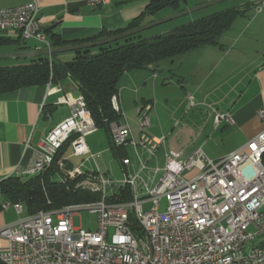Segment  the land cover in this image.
Segmentation results:
<instances>
[{"label":"built area","instance_id":"built-area-1","mask_svg":"<svg viewBox=\"0 0 264 264\" xmlns=\"http://www.w3.org/2000/svg\"><path fill=\"white\" fill-rule=\"evenodd\" d=\"M109 1L88 3L98 6ZM262 4L264 1L256 9ZM2 30L18 31L24 41L36 40L44 49L53 47L36 0L0 8ZM35 31H44V38H35ZM65 103L71 107L70 115L49 131L35 149L33 162L19 176L48 170L73 135V155L91 154L86 136L97 125L86 101L81 96ZM112 105L122 115L118 94L112 97ZM150 109L149 105L137 109L142 129L151 123ZM214 113L216 126L232 122L229 114L216 109ZM258 114L264 119V108ZM110 136L114 146L132 143L150 157L166 142L165 136H144L138 145L129 126L117 122L110 124ZM64 160L69 159L59 164ZM122 163L125 169L131 164L125 157ZM194 167L198 173L186 179L184 173ZM147 170L152 171L141 157L139 171L118 183L100 170L89 172L95 181L88 189L100 194L99 199L40 210L1 227L0 259L5 264H264V250L245 253V244L260 243V234H264V130L220 159H211L197 149L184 161H171L153 187L142 177ZM85 172L74 166L70 177L59 175L58 179L76 178ZM125 189L130 191L128 201L109 200ZM147 204L152 206L147 209ZM14 207L18 214L23 213L22 203H14ZM82 210L97 214V230L74 227L73 216ZM130 214L140 231L129 224Z\"/></svg>","mask_w":264,"mask_h":264},{"label":"crops","instance_id":"crops-1","mask_svg":"<svg viewBox=\"0 0 264 264\" xmlns=\"http://www.w3.org/2000/svg\"><path fill=\"white\" fill-rule=\"evenodd\" d=\"M29 1L31 0H0V8L18 6ZM36 1L40 7L44 31L59 34L64 40L75 42L92 38L101 31L118 32L126 29L151 2L110 0L107 4L93 6L88 0ZM261 1L263 0L247 2L257 4ZM189 7L190 4H186L182 9ZM160 17L162 16L157 13L149 18L155 20ZM179 25L181 24L168 27L157 34L168 33ZM0 36L13 41L3 45H14V51L44 49V45L36 40L26 41V48L19 49L15 40L20 39V32L15 30H2ZM221 44L207 45L180 58L165 61L155 71L139 69L127 72L119 82L118 96L122 113L130 97L135 99L137 104L141 102L142 106L138 104L137 109L149 105V113L155 111V128H152L151 121L148 137L158 139L166 134L165 145L159 146L154 157H150L141 147L139 161L133 165L135 174L140 169V158L146 159L152 171H145L142 177L149 180L152 187L159 181L168 163L184 161L197 149L205 152L204 147L213 136H235L238 143L228 152L231 154L264 130V119L258 114V111L264 108V4L258 10L254 8L247 15L238 17L224 33ZM75 56V52L60 53L57 60L70 61ZM150 87L153 89L152 96ZM81 96L77 83L71 77L45 85L23 87L0 95V185L9 177L19 176L31 165L35 149L43 144L49 131L70 115L71 107L65 100H75ZM210 100L214 109L231 116V123L223 121L216 126L213 111L207 118H187L192 109L209 103ZM176 101H180L183 108L178 114L171 111L170 127H167L162 120V109L168 108ZM117 123L129 126L133 140L146 135L140 129L141 126L131 124V120ZM98 129L86 136L91 154L93 148L100 147L88 140V137ZM107 134L110 144V132L107 131ZM182 138L188 142L178 141ZM131 144L122 148L124 155ZM205 154L207 155L206 152ZM74 157L80 156L73 155L70 146L62 159H69L72 166L83 168L85 161L75 164L71 160ZM161 162L163 166L160 165ZM156 168L158 171L155 173ZM84 171L99 170L86 168ZM0 203V228L22 218L14 203L7 201L1 189ZM10 210H15L20 215L19 218L8 219L6 214ZM27 215L28 213L24 217Z\"/></svg>","mask_w":264,"mask_h":264},{"label":"trees","instance_id":"trees-1","mask_svg":"<svg viewBox=\"0 0 264 264\" xmlns=\"http://www.w3.org/2000/svg\"><path fill=\"white\" fill-rule=\"evenodd\" d=\"M189 0H151L146 10L132 21L128 27L118 32L101 31L92 38L79 42L64 40L59 34H49L53 47L96 41L114 34L154 21L149 17L165 8L173 13L183 10ZM247 2L242 6H233L224 10L181 24L168 33L147 37L144 32L127 37L114 43L76 51L70 61H59L57 55L29 58L26 64L0 66V95L16 91L23 87L45 85L71 77L78 85L86 101L97 128L103 127L110 132V124L119 121L121 114L112 105V97L119 93L121 78L130 71L151 69L155 71L164 61L174 60L207 45L221 46V38L231 28L234 21L247 15L260 5ZM10 38L0 36V45L9 44ZM19 49H25L21 38L15 40ZM73 135L58 151L53 165L40 175L12 176L1 182L0 189L10 203H22L28 214L40 210H53L69 204H80L100 198V194L88 188L77 187L79 178L65 177L61 181L56 175L64 176L59 171L58 161L71 146ZM123 147L112 143L121 159L125 156ZM80 177V176H79ZM118 196V199L115 197ZM130 191L123 190L109 198L110 201H128ZM2 203H0V210ZM129 224L140 231L133 214ZM0 264H5L0 259Z\"/></svg>","mask_w":264,"mask_h":264},{"label":"rangeland","instance_id":"rangeland-1","mask_svg":"<svg viewBox=\"0 0 264 264\" xmlns=\"http://www.w3.org/2000/svg\"><path fill=\"white\" fill-rule=\"evenodd\" d=\"M209 0H189L190 7H196L199 6ZM248 0H224L219 3H216L214 5L196 10L190 14L184 15L180 18L174 19L172 21L166 22L164 24L155 26L149 30L144 31V34L146 36H152L157 34L160 31L165 30L168 27L175 26L178 24L186 23L189 22L190 20H194L197 18H201L203 16L224 10L226 8H230L233 6H241ZM264 1V0H263ZM261 1V3H263ZM189 7V8H190ZM172 10L170 8H165L162 11L158 12V15L162 16L159 19L168 17L169 15L173 14L171 13ZM158 20V19H155ZM14 45H1L0 46V54H6V53H11L14 52ZM180 58V57H177ZM168 61V60H167ZM29 62V58H3L0 59V66L4 65H18V64H26ZM165 62V61H164ZM163 63V62H162ZM150 94L151 96L153 95V89L150 87ZM212 100L209 101V103H206L204 105H200L197 108L192 109L190 114L187 116V118H207L208 115L213 111L214 113V108L211 106ZM141 102H138L139 106ZM137 103H135V99L130 97L128 100V103L125 104L124 106V113L120 117V122H127V120H131V124L135 123L138 124L140 127L139 123V117L137 113ZM182 106L180 105V101L174 102V104H170L168 108L162 109V120L166 124L167 127H170V122L172 118V113L171 111L176 112L177 114L181 112ZM177 114L175 116H177ZM183 114V113H182ZM215 114V113H214ZM150 120L152 121V128H155V111L152 113H149ZM138 127V128H139ZM151 127H146L140 129L147 135L149 136V129ZM170 131V130H169ZM143 134V133H141ZM142 135L141 139L146 136ZM166 137V134H165ZM184 138V137H183ZM178 139L182 140V142H188L187 140L184 139ZM141 139L139 137L136 138L135 143L138 145L140 144ZM88 140H92V142L96 143L100 148L98 149H92V155H85V156H80V157H74L71 160L75 164H79L85 161V166L83 167V170L87 169H93V170H100L101 173H103L106 177H109L111 180L114 182H121L123 179H125L127 176H131L133 174L134 169L133 165H136L139 161V154H141L142 149L140 146H135L134 144H131L130 147L127 149V153L125 154L126 158H129L131 164L127 169L124 168V165L122 163L121 157L116 153L117 151L115 149H112V142L109 144L108 140V134L107 130L103 127H100L98 131L95 134H92L90 137H88ZM133 140V139H132ZM238 143V140L235 136H225L223 137L221 134L215 135L211 138L209 143L204 147L205 152L211 159H220L222 157H225L228 154V152L236 146ZM110 145V147H109ZM126 147V146H125ZM124 150V149H123ZM158 150V149H157ZM168 152L170 150L168 149ZM165 153V150L163 151V154ZM160 156V154H158ZM94 157V158H93ZM60 161V160H59ZM58 161V168L61 173L64 175L69 176V173H71L74 169V166L71 165L70 160H64L63 164L60 165ZM163 166V162L160 164ZM198 173V168L194 167L191 170H188L184 173V177L186 179H191L193 178L196 174ZM161 176V173L158 175V178ZM55 177L59 178V174L56 175ZM78 179L77 182V187H82V188H90L93 186L95 179L91 178L89 176V172H85L82 175L79 176H74ZM72 178V177H71ZM72 178V179H76ZM157 178V179H158ZM165 204V201L164 203ZM152 205L147 204L145 207L149 209ZM164 209V205L162 207ZM27 214V210L24 209L23 213L21 214L22 217ZM8 219H13L16 220L19 218L20 215H18L15 210H10L7 214ZM98 218L97 214L90 212L89 210H82L77 212L73 216V224L75 228H82L85 230H92L95 231L97 230L98 226ZM264 240V236L260 237V241ZM4 244V241L2 238H0V246Z\"/></svg>","mask_w":264,"mask_h":264},{"label":"water","instance_id":"water-1","mask_svg":"<svg viewBox=\"0 0 264 264\" xmlns=\"http://www.w3.org/2000/svg\"><path fill=\"white\" fill-rule=\"evenodd\" d=\"M221 1H224V0H209V1L203 3L199 6L183 9L181 11H178L176 13L169 15L168 17L158 19V20H154L152 22L145 23V24L140 25L138 27H135V28L126 30L124 32L114 34V35H111L109 37L99 39L96 41L77 43V44H69V45H65L62 47H52L50 49H42L41 48V49H33V50L14 51L11 53L0 54V59H3V58H34V57H40V56H54V55H58L60 53L76 52V51H80L83 49H91L94 47H100L103 45H108V44L114 43L116 41H120L122 39H125L127 37L137 35L139 33L146 31V30H149L155 26H158V25L164 24L166 22L172 21L174 19L180 18V17L187 15V14H190L196 10L214 5V4L219 3Z\"/></svg>","mask_w":264,"mask_h":264},{"label":"bare ground","instance_id":"bare-ground-1","mask_svg":"<svg viewBox=\"0 0 264 264\" xmlns=\"http://www.w3.org/2000/svg\"><path fill=\"white\" fill-rule=\"evenodd\" d=\"M35 38H44V31H35ZM264 234H260V237ZM258 250H264V240L260 243H248L245 244V253H257Z\"/></svg>","mask_w":264,"mask_h":264}]
</instances>
